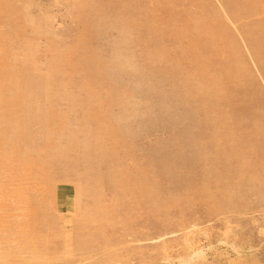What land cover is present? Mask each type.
<instances>
[{
	"label": "rangeland",
	"instance_id": "rangeland-1",
	"mask_svg": "<svg viewBox=\"0 0 264 264\" xmlns=\"http://www.w3.org/2000/svg\"><path fill=\"white\" fill-rule=\"evenodd\" d=\"M0 264H264V0H0Z\"/></svg>",
	"mask_w": 264,
	"mask_h": 264
},
{
	"label": "bare ground",
	"instance_id": "bare-ground-1",
	"mask_svg": "<svg viewBox=\"0 0 264 264\" xmlns=\"http://www.w3.org/2000/svg\"><path fill=\"white\" fill-rule=\"evenodd\" d=\"M259 45L261 46L262 44H260V42L257 41V43H256L254 46H255V47H258ZM201 46H203V45H201ZM201 46H200V47H201ZM204 47H205V46H203V50H204ZM257 49H258V48H257ZM201 50H202V49H201ZM206 53H207V52H206ZM206 53H205V54H206ZM203 56H204V55H203ZM208 56H209V55H208ZM194 59H195V58H194ZM199 59H201V58H199ZM203 59H206V58H203ZM195 60H198V59H195ZM211 60H212V59H211ZM202 61H204V60H202ZM206 61H207V60H206ZM225 61H227V60H225ZM208 62H209V61H207V63H208ZM199 63H200V62H199V60H198V61H196L195 64H199ZM210 63H211V62H210ZM220 63H221V62H220ZM225 63H228V62H225ZM192 64H193V63H192ZM200 64H201V66H202V64H204V63H200ZM208 64H209V63H208ZM208 64H207V65H208ZM212 64H213V63H212ZM196 66H197V65H196ZM203 66H204V67H203ZM203 66H202V68L207 67V66H205V65H203ZM212 66H213V65H212ZM218 66H219V65H218ZM222 66H223V64H222ZM226 66H228V64H226ZM194 68H195V67H194ZM196 68H197V67H196ZM199 68H201V67H199ZM202 68H201V69H202ZM208 68H209V66L207 67V69H208ZM197 69H198V68H197ZM201 69H200V70H201ZM205 69H206V68H205ZM207 69H206V70H207ZM223 69H227V70H225L224 72L227 71V75H228L230 69H229V68H226L225 65H224ZM132 70H133V69H132ZM202 70H203V69H202ZM218 71H219V67H218ZM196 72H197V71H196ZM212 72H213V71H212ZM218 73H219V72H218ZM220 73H223V71L221 70ZM220 73H219V74H220ZM223 75H224V74H223ZM225 75H226V73H225ZM220 76L222 77V74H221ZM195 78H196V77H195ZM222 79H223V78H222ZM224 80H225V79H224ZM212 81H213V80H212ZM156 82H157V81H156ZM197 83L200 84L201 82H198V81H197ZM202 83H203V82H202ZM202 83H201V85H202ZM211 83L213 84V82H211ZM215 83H217V82H215ZM219 85H220V82H219ZM226 85H227V84H226ZM203 86H205V84H203ZM210 86H211V85H209V87H210ZM220 86H221V85H220ZM207 87H208V86H207ZM211 88H212V87H211ZM211 88H210V89H211ZM150 89H151V88H150ZM210 89H208V90H206V91H209V93L211 94V96H215V93H213V92H215V90L210 91ZM213 89H217V88H213ZM225 89H226V88H225ZM203 91H205L204 88H203ZM224 92H226V91H224ZM224 92H223V94H224ZM227 92H228V91H227ZM227 92H226V93H227ZM140 93H141V92H140ZM202 93H203V92H202ZM209 93L207 92V93H205V94H209ZM210 94H209V95H210ZM212 94H213V95H212ZM223 94H222V97H223ZM209 95H207V96H209ZM219 95L221 96V94H218V96H219ZM180 96H181V95H180ZM180 96H179L178 94H176L175 100H176V101H180V102H182L181 100H179V99L181 98ZM207 96H204V97L207 98ZM220 96H219V98H220ZM225 96L227 97L226 94H225ZM226 97H225V98H226ZM214 98H215V97H214ZM209 99H212V97L209 96ZM227 99H228V98H226V100H227ZM175 100H174V101H175ZM213 100L215 101V99H213ZM226 100H225V101H226ZM176 101H175V103H176ZM211 101H212V100H211ZM211 101H210V102H211ZM222 101H224L223 98H222ZM227 102H228V100H227ZM185 103H186V102H185ZM169 104H171V102H169ZM183 105H184V104H183ZM186 106H187V105H184L183 108L175 114V115H176V116H175L176 119H178V118L180 119V118H181L182 121L186 120L185 117H187L188 119H192V116H191L192 114H191V115H190V114L188 115V113H190V112L187 113V111H186ZM188 106H189V104H188ZM188 106H187V107H188ZM163 111H164V110H163ZM192 113H193V112H192ZM193 114H194V113H193ZM173 115H174V113H173ZM193 116H194V115H193ZM167 117H168V116H167ZM188 123H190V122H188ZM189 129H191V128H189ZM205 130H206V129H205ZM182 134H183V133H182ZM188 136H189V135H188ZM187 146H188V145H187Z\"/></svg>",
	"mask_w": 264,
	"mask_h": 264
}]
</instances>
